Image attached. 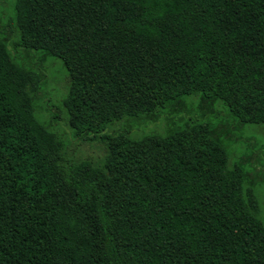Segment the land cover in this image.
<instances>
[{
    "label": "trees",
    "instance_id": "1",
    "mask_svg": "<svg viewBox=\"0 0 264 264\" xmlns=\"http://www.w3.org/2000/svg\"><path fill=\"white\" fill-rule=\"evenodd\" d=\"M11 22L17 40L0 24V264H264L259 200L210 120L141 139L108 131L193 95L264 128V0H15ZM11 45L63 62V112L77 139L103 144L102 162L67 159L35 114L41 61L21 65Z\"/></svg>",
    "mask_w": 264,
    "mask_h": 264
},
{
    "label": "rangeland",
    "instance_id": "2",
    "mask_svg": "<svg viewBox=\"0 0 264 264\" xmlns=\"http://www.w3.org/2000/svg\"><path fill=\"white\" fill-rule=\"evenodd\" d=\"M15 17V0H0V24L2 30L11 39L17 40L18 32L11 34L8 23ZM11 29L16 31L11 22ZM18 62L27 67L34 66V58L41 61L45 70V85L35 100V114L38 120L50 131L57 132L64 140V151L70 161L80 162L90 160L95 164L103 161L107 151L102 143L85 142L73 135L68 123V116L63 112V100L69 90L68 72L60 59L47 56L41 52L27 56L17 52ZM51 107V108H49ZM58 114L59 121L54 118ZM189 118L210 120L216 136L222 142L229 155L230 165L239 164L246 175L245 186L251 187L256 193L261 209V219L264 222V128L262 125L243 124L231 115L220 101L205 100L200 95L186 96L168 105L159 113L136 118L124 119L112 124L108 131H130V137L141 139L145 136L166 135L181 127Z\"/></svg>",
    "mask_w": 264,
    "mask_h": 264
}]
</instances>
